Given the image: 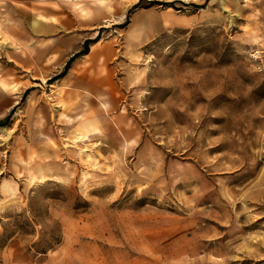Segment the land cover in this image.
Returning <instances> with one entry per match:
<instances>
[{"label":"rangeland","instance_id":"1","mask_svg":"<svg viewBox=\"0 0 264 264\" xmlns=\"http://www.w3.org/2000/svg\"><path fill=\"white\" fill-rule=\"evenodd\" d=\"M55 8L106 93L0 64V264H264V0Z\"/></svg>","mask_w":264,"mask_h":264},{"label":"crops","instance_id":"2","mask_svg":"<svg viewBox=\"0 0 264 264\" xmlns=\"http://www.w3.org/2000/svg\"><path fill=\"white\" fill-rule=\"evenodd\" d=\"M66 14L65 10H56L55 0H0V64L35 62L38 66L56 67L64 64L77 52L71 39L58 34L60 30L73 28ZM79 22L83 28V21ZM78 40L77 44L81 42ZM112 56L110 45L107 48L94 45L87 55L75 60L62 78L61 86L83 95L105 94L107 77L90 73L92 67H98L102 60L107 63Z\"/></svg>","mask_w":264,"mask_h":264},{"label":"trees","instance_id":"3","mask_svg":"<svg viewBox=\"0 0 264 264\" xmlns=\"http://www.w3.org/2000/svg\"><path fill=\"white\" fill-rule=\"evenodd\" d=\"M88 52H89V41H86L84 43L83 49L81 51L75 53V55L68 60V62L65 65L64 71L60 75L61 76L64 75L71 68L72 63L75 61V58H77L78 56H81V55H85ZM9 120H10V118H9V116H7L5 120H0V125L6 123Z\"/></svg>","mask_w":264,"mask_h":264},{"label":"bare ground","instance_id":"4","mask_svg":"<svg viewBox=\"0 0 264 264\" xmlns=\"http://www.w3.org/2000/svg\"><path fill=\"white\" fill-rule=\"evenodd\" d=\"M90 134V133H89ZM13 189V188H12ZM15 189V188H14Z\"/></svg>","mask_w":264,"mask_h":264}]
</instances>
